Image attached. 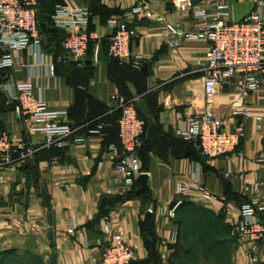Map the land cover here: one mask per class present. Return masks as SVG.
<instances>
[{"label":"crops","instance_id":"1","mask_svg":"<svg viewBox=\"0 0 264 264\" xmlns=\"http://www.w3.org/2000/svg\"><path fill=\"white\" fill-rule=\"evenodd\" d=\"M55 1L72 7L89 5V27L97 38L88 60L83 67L71 59L59 62L66 56L61 47L62 33L50 31L43 38L45 63L37 64L34 47L23 49L15 53L18 65L0 70V84L7 78L32 82L52 109L68 111L59 121L80 131L68 137L62 147L44 146L45 135L30 132L14 111L15 102L0 86V130L14 140L40 145L27 164L12 165L0 173V253L30 250L43 264H100L103 247L111 240L104 231L109 222L112 231L133 246L135 264H171L180 235L169 211L177 201H191L224 219L239 220L248 187L254 184L264 203V184H260L264 182V167L257 161L264 154V88L243 98L231 85L207 97L204 82L209 43L167 33V23H180L185 30L198 29V22L192 19V6L198 0L181 4L174 0ZM255 2L231 0L233 20L244 18ZM141 4L149 5L164 20L127 15ZM112 15L128 20L134 31L131 50L145 56L147 73L141 68H117L115 73L108 63L96 60L100 43L107 54L113 29L106 22ZM3 50L0 47V53ZM50 64H55L54 75L49 72ZM114 93L133 100L144 122L140 156L148 174L147 194L137 192L140 181L134 189L116 188L123 182L122 174L114 169L122 150L117 125L110 128L105 139L88 135L84 144L73 141L95 121L112 119L119 112L118 103L112 101ZM239 105H245L251 114L242 123L244 136L235 151L209 157L206 163L185 154L189 143L176 135L183 124L181 115L210 107L222 117L224 127L234 132L241 120L232 110ZM256 116L262 117L261 129H257ZM110 144L117 149L110 150ZM55 156L60 157L57 165L51 163ZM196 179L218 199L202 201L193 188ZM180 183L190 185L184 195L178 193ZM260 216L264 218V210ZM71 228L73 232L68 231ZM174 231L177 241L172 240ZM26 242L32 246H24ZM229 264H264V242L246 243L232 237Z\"/></svg>","mask_w":264,"mask_h":264},{"label":"built area","instance_id":"2","mask_svg":"<svg viewBox=\"0 0 264 264\" xmlns=\"http://www.w3.org/2000/svg\"><path fill=\"white\" fill-rule=\"evenodd\" d=\"M85 1L90 3L102 0ZM174 1L176 4L191 2ZM39 4V0H0V47L4 49L0 53V70L18 65L19 60L15 53L33 47L37 64L45 63L42 20L38 17ZM135 14L158 22L164 20L146 4L137 5L127 13L128 16ZM91 16L92 12L87 4L72 7L61 2L55 3L51 22L62 33V50L66 54L59 58V62H68L71 59L78 67H83L89 42L97 38L96 34L90 31ZM192 19L198 22L197 30H185L180 23H167L166 29L168 34L180 36L182 39H205L209 43L204 82L207 97L231 85L243 98L264 88V0H256L254 8L241 20H233L229 0H198L192 6ZM106 24L113 29L107 55L118 60L120 64L128 63L140 69L145 56L131 50L134 31L129 27L128 20L113 15ZM49 72L54 75L55 64L49 65ZM0 86L15 102L14 111L29 127L30 132L45 135L44 146L62 147L68 137L80 131L77 126L59 121L68 111L52 109L36 93L32 82H18L7 78ZM112 101H116L120 109L117 124L122 147L114 169L122 174L123 182L116 188L130 190L135 187L138 177L144 173L140 156L144 122L133 100L114 93ZM232 114L241 120L234 132L227 130L222 117L209 107L192 115H181L183 124L176 130V135L191 144L201 155H227L236 150L243 138L242 123L251 111L245 105H239L232 110ZM256 119L257 129H261L262 117L256 116ZM110 125L100 121L95 127H90L87 134L82 133L74 137L73 141L80 145L86 142L88 135L104 137L105 130ZM39 148L37 142L14 140L6 131L0 130V173L9 166L25 164ZM109 149L116 150L117 146L111 144ZM238 154L242 155L241 151ZM257 161L264 167L263 153ZM59 162L58 156L51 159L54 165ZM116 188L109 189L108 193H112ZM193 188L202 201L213 202L218 199V196L208 191L205 183L198 179L194 180ZM177 190L180 195H184L190 190V185L180 183ZM248 190L249 196L239 209L240 219L227 218L225 222L230 227L232 237L246 243L264 242V218L260 216L264 203L257 196L254 184L250 185ZM181 203V200L177 201L169 211L171 217H175L176 209ZM68 231L73 232V228ZM104 231L109 234L111 240L103 247L100 264H135L137 256L133 246L120 233L113 232L109 222L105 223ZM177 238L178 233L174 231L172 240L177 241Z\"/></svg>","mask_w":264,"mask_h":264},{"label":"trees","instance_id":"3","mask_svg":"<svg viewBox=\"0 0 264 264\" xmlns=\"http://www.w3.org/2000/svg\"><path fill=\"white\" fill-rule=\"evenodd\" d=\"M39 2L40 4H39L38 17L42 20V15L45 12V5L42 0H39ZM54 2L56 3L55 0ZM41 31L43 35H45V33L50 32V30L43 28V26ZM93 43H94L93 40L89 42V49L86 60H88V57L92 52ZM114 68L116 73L117 68H134V67H132L128 63L120 64L119 61L116 60ZM134 69H138V68H134ZM119 114H120V109L119 112L112 119H108V117H102L101 119L95 121L91 127H95L96 124L100 121H105L111 124L105 130L106 135L102 137L105 139L109 135L110 128L113 127L114 125L118 126L117 118ZM89 128L86 127V132H82V133L87 134ZM118 132H119V128H118ZM52 148H57V147H52ZM140 153H141V149H140ZM25 164H27V162ZM138 182L139 179L137 180V183ZM135 187H133L132 189H134ZM175 221L176 224L179 226L180 237H179V242L175 244L177 251L173 253V260L171 264H191V263L198 264V261L196 259L198 258L199 254L204 256L205 259L209 257H214L216 260L222 261L223 264L230 263V252L232 246L230 227L220 214H216L215 212H213L212 210L208 209L203 205L196 204L191 201H182V203L177 208V215ZM2 253L4 254L3 255L0 254L1 256L0 264H23V263L28 264V261L26 260L24 261V258L18 254L20 252L16 250H8ZM30 254L29 255L26 254V256H32L33 259L34 255L32 253ZM36 258H37V262H29V264H38V263L43 264L42 261H40L41 260L40 258L38 257ZM148 263L151 262H146L145 264Z\"/></svg>","mask_w":264,"mask_h":264},{"label":"water","instance_id":"4","mask_svg":"<svg viewBox=\"0 0 264 264\" xmlns=\"http://www.w3.org/2000/svg\"><path fill=\"white\" fill-rule=\"evenodd\" d=\"M42 1H43L44 5H45V12L42 15V26H43V28H46V29H48L50 31L60 32V29L55 27V26H53L52 22H51V16H52V14H53V12L55 10V2H54V0H42ZM96 60L98 62H106V63H108L110 66L113 67V70H114L116 59L113 58V57L108 56L105 53V50H104V47H103L102 43H100L98 45L97 53H96ZM147 69H148V66L145 64V65H143L141 67L140 70L143 73H147ZM185 154L193 156V157H196V158H199V159H201V161L203 163H206L207 160L209 159L208 156L199 154L198 151H196V149H194L191 144H187L186 145ZM138 179H139L141 185L137 189V192L138 193L147 194L149 192V187H148V184H147L148 174L144 172L138 177Z\"/></svg>","mask_w":264,"mask_h":264},{"label":"rangeland","instance_id":"5","mask_svg":"<svg viewBox=\"0 0 264 264\" xmlns=\"http://www.w3.org/2000/svg\"><path fill=\"white\" fill-rule=\"evenodd\" d=\"M176 215H177V211L175 212V219H176ZM26 245L27 246H32V242H26L24 244V246H26ZM33 245H34V247L36 246L34 242H33ZM27 252L28 253H25V252L24 253H21L20 252L18 254L24 258V261L25 260L28 261V264H29V262H37V258L36 257L40 258L41 259L40 261H42V258L39 257L38 254H36V253H34V252L30 251V250H28ZM30 253H32L34 255L33 259H32V256H26V254L29 255ZM0 254L3 255L4 253H0ZM0 259H1V256H0ZM196 260L198 261V264H223L222 261L216 260L214 257H209V258H206L205 259L204 256H202L201 254H199V256H198V258Z\"/></svg>","mask_w":264,"mask_h":264}]
</instances>
